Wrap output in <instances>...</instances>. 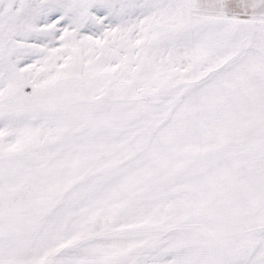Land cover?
Here are the masks:
<instances>
[{
    "label": "snow or ice",
    "instance_id": "1",
    "mask_svg": "<svg viewBox=\"0 0 264 264\" xmlns=\"http://www.w3.org/2000/svg\"><path fill=\"white\" fill-rule=\"evenodd\" d=\"M0 264H264V0H0Z\"/></svg>",
    "mask_w": 264,
    "mask_h": 264
}]
</instances>
